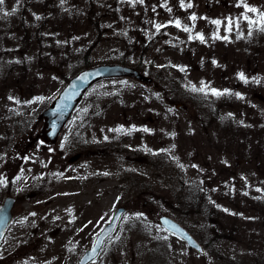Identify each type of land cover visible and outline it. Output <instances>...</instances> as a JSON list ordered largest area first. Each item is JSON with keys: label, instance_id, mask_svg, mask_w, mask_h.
<instances>
[{"label": "rangeland", "instance_id": "374dc122", "mask_svg": "<svg viewBox=\"0 0 264 264\" xmlns=\"http://www.w3.org/2000/svg\"><path fill=\"white\" fill-rule=\"evenodd\" d=\"M189 2L0 5V206L16 198L0 264H76L121 205L92 264H264V22L240 0ZM244 2L264 12V0ZM197 33L203 43L189 39ZM122 58L151 80L102 79L43 142L42 111L66 82L86 61ZM188 190L197 205L180 203ZM161 214L206 252L163 228Z\"/></svg>", "mask_w": 264, "mask_h": 264}, {"label": "water", "instance_id": "95a60500", "mask_svg": "<svg viewBox=\"0 0 264 264\" xmlns=\"http://www.w3.org/2000/svg\"><path fill=\"white\" fill-rule=\"evenodd\" d=\"M118 76H132L142 81L151 80L149 75L123 63H100L81 69L67 81L51 103L42 111L44 123L38 134L40 139L49 144L55 142L76 105L89 88L104 78ZM15 201V197L7 195L0 206V242L12 220ZM125 211L124 205L116 208L111 219L100 229L92 244L82 253L78 264H90L99 256L106 239L115 232ZM159 222L168 232L183 239L190 249H196L201 254L205 253L204 246L179 221L167 214H161Z\"/></svg>", "mask_w": 264, "mask_h": 264}, {"label": "snow or ice", "instance_id": "6c2138e0", "mask_svg": "<svg viewBox=\"0 0 264 264\" xmlns=\"http://www.w3.org/2000/svg\"><path fill=\"white\" fill-rule=\"evenodd\" d=\"M128 2H129V3H132V4H135L136 2H139V3L143 4V3H144V0H128ZM4 3H5V0H0V5H3ZM240 3L243 5V7H244V9H245L246 12H251V13H256V14H258L260 21L264 22V12H261L259 9H257V8H255V7H252V6L248 5L247 3L244 2V0H240ZM164 6L167 7V5H164ZM179 6H180L181 8H185V7H187V8H191V7H193V5H192L191 2H189L187 5H185L184 0H179ZM153 10L155 11V9H153ZM13 11H15V9H13ZM168 11L170 12L171 9H168ZM9 14H10V13H5V15H9ZM241 18H242L244 21H247V22L249 23V25H255V24L257 23L256 20L252 19L251 17H249V16L246 15V14H242V17H241ZM36 19H39V17H36ZM189 19H190L191 21H195V20L197 19V17H196L195 14H192V15L189 17ZM169 23H174V26H175L176 28H181V27H182V26H181V23H180L179 20H176V21H174V22L170 21ZM211 23L214 24V25L219 26V25H221L222 21H221V20H212ZM233 23H234V22H233L232 18L229 17L228 20H227V25H226V30H227L228 32H231V31L233 30ZM167 26H168V25L156 24V25H155V28H156V30L159 32L161 28H164V27H167ZM236 27H237V28L239 27V23H238V21L236 22ZM182 30H183L184 32H187V33H191V32H192V28H190V27H188V26H184V27L182 28ZM260 30H261V31H264V27H262ZM250 34H251V33H249V35H250ZM213 38H214V39H220L221 37H219V36H214ZM222 38L225 39V40L228 39L227 36H224V37H222ZM189 39H199V40L203 43L204 40H205V37L203 36L202 33H197L195 37H193V36L190 35V36H189ZM213 63H215V61H213ZM182 70H183V69H182ZM239 78H240L241 80H245V79H246L243 73H240V74H239ZM205 87H206V86H205ZM205 87H201L200 89H196V88L193 86V89H192V90H193V91L204 92V91H205ZM225 91H227V90H225ZM211 92H212L213 95H216V96H220V95H223V94H224V93H222V92H220L219 90H216V89H211ZM237 95L239 96L238 93H237ZM10 99H11V98H10ZM38 99H42V98H38ZM229 115H231V114H229ZM110 131H112V130H110ZM114 131H122V129L118 128V129H115ZM129 131H131V130H129ZM144 131H148V129H144ZM105 139H107V137H105ZM0 183H4V181H0ZM33 215H35V214L33 213ZM93 251H95V249H93Z\"/></svg>", "mask_w": 264, "mask_h": 264}, {"label": "trees", "instance_id": "16d2710c", "mask_svg": "<svg viewBox=\"0 0 264 264\" xmlns=\"http://www.w3.org/2000/svg\"><path fill=\"white\" fill-rule=\"evenodd\" d=\"M125 60L126 59L122 58L120 60V62L124 63ZM91 64H93L91 61H86V63L83 65V67L89 66ZM136 65H137V67H140L139 63H137ZM185 196L186 195H184V197ZM187 197H191V198H187ZM196 197L197 196L195 195V192L193 190H191V192H190V190H188L187 196L185 197V199H181L180 203H182V206H184V207H186V206L190 207L191 205H197V198Z\"/></svg>", "mask_w": 264, "mask_h": 264}, {"label": "flooded vegetation", "instance_id": "af4514ba", "mask_svg": "<svg viewBox=\"0 0 264 264\" xmlns=\"http://www.w3.org/2000/svg\"><path fill=\"white\" fill-rule=\"evenodd\" d=\"M76 264H77V262H76Z\"/></svg>", "mask_w": 264, "mask_h": 264}]
</instances>
